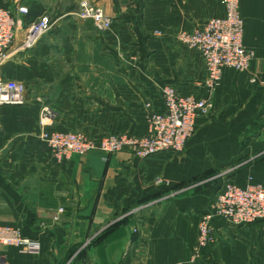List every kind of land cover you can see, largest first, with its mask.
<instances>
[{
	"label": "crops",
	"instance_id": "0c3cea01",
	"mask_svg": "<svg viewBox=\"0 0 264 264\" xmlns=\"http://www.w3.org/2000/svg\"><path fill=\"white\" fill-rule=\"evenodd\" d=\"M88 1L112 18L109 29L76 17L80 0H0L27 6L24 24L42 13L54 21L27 51L18 50L19 31L0 69L24 84L26 97L0 107V227L40 242L38 253L0 243V264H264V221L219 216L211 221L214 241L192 258L198 221L220 187L191 183L264 143V85L250 81L264 78V0H238L250 67L222 70L212 107L195 116L182 151L141 160L127 149L93 150L57 163L40 137L42 105L54 113L48 130L96 141L148 133L149 111H164V84L207 96L201 54L176 35L225 13L221 0ZM228 181L264 185V159Z\"/></svg>",
	"mask_w": 264,
	"mask_h": 264
},
{
	"label": "built area",
	"instance_id": "2783aa9c",
	"mask_svg": "<svg viewBox=\"0 0 264 264\" xmlns=\"http://www.w3.org/2000/svg\"><path fill=\"white\" fill-rule=\"evenodd\" d=\"M221 3L225 9L223 16L210 18L203 27L192 32H179L176 35L178 41L197 50L204 60L206 97L182 95L174 85L164 84L160 88L164 111H149L148 133L142 136L109 135L98 141L82 132L48 130L54 113L47 105H42L39 112L40 137L49 146L53 161L59 163L73 154L83 155L93 150L116 153L127 149L141 160L169 149L182 151L195 131V116L198 113L206 115L212 107L213 94L222 70L232 68L239 72L246 71L253 56L252 51L243 45V21L238 10V0H221ZM27 14L28 8L25 5H16L14 9L0 5V69L14 52L12 44L19 31H22L23 37L18 50L27 51L34 48L54 24L47 13L24 24L22 16ZM74 15L90 20L101 32L109 29L112 23V18L103 8L88 0H80ZM250 81L264 85V78L260 79L256 75ZM25 102L24 84L4 79L0 74V107L23 105ZM217 216L242 225L264 221V185L254 182L244 186L231 181L222 183L209 210L198 221L193 259L198 258L204 246L214 241L211 221ZM0 243L15 246L25 253L40 251L39 240L25 236L16 226L0 227Z\"/></svg>",
	"mask_w": 264,
	"mask_h": 264
},
{
	"label": "rangeland",
	"instance_id": "374dc122",
	"mask_svg": "<svg viewBox=\"0 0 264 264\" xmlns=\"http://www.w3.org/2000/svg\"><path fill=\"white\" fill-rule=\"evenodd\" d=\"M43 14V13H42ZM41 15V14H40ZM264 159V143L260 148H257L253 152H249L248 154L242 156L241 158L231 161L229 164V168L218 169L215 171H209L196 179H194L191 183L195 185L194 187L209 185L220 187L224 181L230 180L236 172L240 171L247 165H250L256 161ZM197 184V185H196ZM200 255L198 256V258Z\"/></svg>",
	"mask_w": 264,
	"mask_h": 264
}]
</instances>
